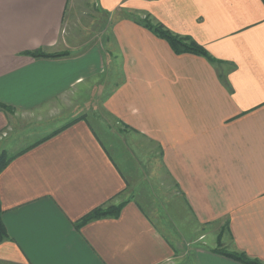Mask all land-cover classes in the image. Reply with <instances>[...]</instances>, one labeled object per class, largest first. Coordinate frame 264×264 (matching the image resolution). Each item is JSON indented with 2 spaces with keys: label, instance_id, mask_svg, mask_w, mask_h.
<instances>
[{
  "label": "crops",
  "instance_id": "0c3cea01",
  "mask_svg": "<svg viewBox=\"0 0 264 264\" xmlns=\"http://www.w3.org/2000/svg\"><path fill=\"white\" fill-rule=\"evenodd\" d=\"M69 2L0 0V105L11 108L0 107V152L14 156L0 174V264H243L213 250L219 237L264 261V0H97L110 36L81 52L65 35ZM146 17L218 61L176 53ZM94 114L115 122L110 143ZM44 118L67 126L22 147L10 140ZM140 155L161 161L176 188L177 242L124 197L151 165ZM123 201L118 216L76 226Z\"/></svg>",
  "mask_w": 264,
  "mask_h": 264
},
{
  "label": "rangeland",
  "instance_id": "374dc122",
  "mask_svg": "<svg viewBox=\"0 0 264 264\" xmlns=\"http://www.w3.org/2000/svg\"><path fill=\"white\" fill-rule=\"evenodd\" d=\"M110 31L109 16L101 12L97 5V0H70L65 19V35H67L68 38L72 37L75 39L76 46L72 49L73 51L81 52L89 45L95 43H101L100 45L104 46L107 42L106 38H109L110 36ZM81 108L82 107L80 106L76 109ZM81 115L84 116L86 114L84 113ZM61 117H64V115H61L60 118ZM89 120H91L93 125L98 129L99 134L107 144L112 137L110 135L108 136L107 133L114 132L112 126L115 125V122L113 119L100 114H94ZM56 124L57 120L55 118H49V120L48 118H44L41 122H33L24 125V127L18 128L15 133L11 134L10 140L20 142V137H23L22 142L17 145L18 147H22V145H27L32 141H35L37 138L51 134L57 129L63 127L61 126L57 128ZM103 129H106L107 131H104ZM116 145L118 146L117 143ZM110 149L124 169L130 166V163L127 164L124 162V157L118 156V154L115 153V146L113 148L110 147ZM13 150H16V148ZM13 150H10V152L12 153ZM138 157L140 158V163L151 165H148V170H141L132 174L133 180L128 191L124 193V197L130 195V197H135L137 200L142 201L146 211L156 220L157 224H159L161 228L171 236L173 242H177L178 234L175 233L180 229V222L178 221L179 214H177V212H171L169 208V204L172 205L170 197L175 194L174 191L171 192V190L176 188L172 184L170 190L164 180V172L160 170L161 164L159 163L161 161L154 159V155H150L149 157L140 155ZM131 167L133 169V162H131ZM173 205L176 204L173 203ZM189 227L192 228L191 224ZM183 235L185 236L186 234L183 233ZM211 238L212 237L210 236V240L206 238L205 241L209 242L211 241ZM179 241L180 240H178V242Z\"/></svg>",
  "mask_w": 264,
  "mask_h": 264
},
{
  "label": "trees",
  "instance_id": "16d2710c",
  "mask_svg": "<svg viewBox=\"0 0 264 264\" xmlns=\"http://www.w3.org/2000/svg\"><path fill=\"white\" fill-rule=\"evenodd\" d=\"M140 23L149 30H151L158 37L167 40L171 45V47L173 48V50L178 54L190 52L198 55H203L212 62L218 61L215 57H213L210 54V52L203 45L199 44L189 36H182L176 34L172 32L170 29H168L166 26H164L162 23L159 22L153 23L151 19H149L148 17L141 19ZM27 53L32 55L33 57H59V56L67 55L68 51L49 53L43 50H34V51H28ZM0 107L7 110L11 109L5 104H1ZM66 126L67 124H65L60 129H57L53 133L49 134V136L58 133ZM13 157L14 156L9 155L6 151H2L0 153V174L8 166V164L11 162ZM125 203L126 201H123L119 204H109V205L97 207L93 209L91 212H89L87 215L82 217L75 224L78 228H80L81 226L95 219H100L107 216H118ZM6 238H8V231L3 221V208L0 198V243L4 241ZM213 250L215 252L222 253L232 259L240 261L243 264H264L263 260L257 257H252L244 251H231L223 247L220 241V237H219L218 246L213 248Z\"/></svg>",
  "mask_w": 264,
  "mask_h": 264
}]
</instances>
